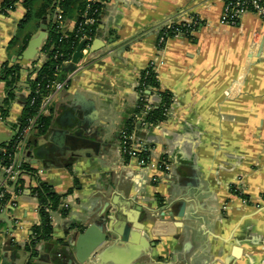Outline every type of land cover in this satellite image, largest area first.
<instances>
[{
    "label": "crops",
    "instance_id": "crops-1",
    "mask_svg": "<svg viewBox=\"0 0 264 264\" xmlns=\"http://www.w3.org/2000/svg\"><path fill=\"white\" fill-rule=\"evenodd\" d=\"M3 1L0 145L21 125L29 68L46 58L41 45L27 59L28 44L47 32L45 23H25L22 1L6 12ZM223 7L224 0H105L86 68L56 96L48 131L17 155L36 173H21L15 206L0 212V264H264V21L248 12L226 24ZM78 16L67 18L68 31ZM194 19L190 35L159 45L166 26ZM150 63L173 101L159 124L138 117L132 142L142 152L134 157L121 133ZM4 64L21 69L12 86L1 77ZM145 92L150 105L161 102ZM40 181L64 197L51 212L52 240L32 259L26 245L41 221L33 194ZM8 243L19 246L15 257Z\"/></svg>",
    "mask_w": 264,
    "mask_h": 264
},
{
    "label": "trees",
    "instance_id": "trees-1",
    "mask_svg": "<svg viewBox=\"0 0 264 264\" xmlns=\"http://www.w3.org/2000/svg\"><path fill=\"white\" fill-rule=\"evenodd\" d=\"M22 1L26 8L25 23H33L35 27H39L40 24L45 23L47 26V36L44 44L41 48L42 52L45 53V61L37 66L36 61L33 62L31 68H29L28 82L30 84V98L27 107L21 118V125L28 124L29 121L35 117L39 109L38 97L34 103H31V97L34 96L36 89H40L42 92H47L46 86L53 81L61 80L73 69L69 65L63 64L66 59H71L78 45L84 39L83 36L93 37L95 35L96 24L84 25L83 13L88 3L87 0H4L1 4L3 12L8 10H14L17 2ZM264 1V0H263ZM59 3L65 17V28L62 35L57 29V23L54 20V11L56 4ZM75 11L78 13V19L75 28L72 31H68L66 28V20L73 16ZM30 35L26 37V43L30 39ZM21 69L17 65L9 66L4 64L2 66L1 77L8 82L9 86H12L20 77ZM37 74V77L32 79V75ZM151 89L152 92L156 91L161 97V102L158 105H150L151 109L147 111V100L148 95L146 90ZM142 97L138 102L136 109L133 111V115L127 120L125 125V131L127 134H131L137 127L138 117H143V123L147 125H156L164 121L167 118L168 110L173 101L172 93L168 91L160 90V82L157 79L156 73L151 69L147 68L142 72L141 87ZM12 93L6 101V105L12 98ZM7 111L2 110V115L5 116ZM39 134H45L51 124L50 117H40L37 120ZM33 135V134H32ZM31 135V136H32ZM29 144V142H28ZM14 140L12 139L8 143L0 145V164L8 165L10 160L9 156L13 155ZM29 146V145H28ZM127 148L131 147V142H127ZM146 155L142 153L141 156ZM21 168L23 173H29L34 175L35 170L27 163H22ZM23 188V181L17 180L15 187L12 189L14 193L19 192ZM33 194L38 198L39 201V215L40 224L32 229V239L26 245V249L29 250L31 258H37L39 244L45 242L48 243L52 240L53 225L51 219V212L56 211L62 207L64 195L54 192L53 188L45 182L39 183V185L33 189ZM11 198V194L6 191L3 198L0 199V204H6ZM29 264H32L31 261Z\"/></svg>",
    "mask_w": 264,
    "mask_h": 264
},
{
    "label": "built area",
    "instance_id": "built-area-1",
    "mask_svg": "<svg viewBox=\"0 0 264 264\" xmlns=\"http://www.w3.org/2000/svg\"><path fill=\"white\" fill-rule=\"evenodd\" d=\"M105 2V0H89L85 12L83 14V24L84 25H93L97 22L98 16L100 14V7H102V4ZM248 12H253L258 14L264 21V1L263 0H224V7H223V13H222V22L230 25H236L241 17ZM54 20L57 23V29L62 35L66 36V33H64L65 28V17L63 14V10L59 3L56 4L55 11H54ZM198 19L191 20L189 22L185 23H176V24H169L166 26V28L163 30V32L160 34L158 38L159 45L163 46L166 41L170 37L179 36L181 34H188L190 35L191 32L194 30L195 25H197ZM83 40L85 42L84 47L82 49V58L81 60L74 65V68L66 75L64 79L53 81L52 83L48 84L46 86L47 92H42L39 88L35 90L34 96L31 97L30 102L34 103L35 99L38 97L40 98L39 101V109L37 114L34 118H32L28 124L20 125L15 132V135L13 137L14 145H13V155L9 156V164L8 165H2L0 164V172L3 175V180H0V199L4 197L6 191H8L11 194L10 200L0 206H8L12 205L15 206V193L12 191L14 188L17 180L21 176V173L23 172L21 168V164L17 161V155L18 153L24 151L28 146V141L31 135L35 130H38V124L37 120L40 117H48L51 113V108L53 106V103L55 101L56 96L64 90L72 77H74L76 74L80 73L81 71H84L86 68L85 63V56L88 54V50L90 47V42L92 40L91 37L83 36ZM44 44V43H43ZM72 62L71 59H66L63 61V64L70 65ZM151 69L152 71L155 70L154 64L150 63L147 67ZM155 72V71H154ZM37 77V74L32 75V79ZM141 87V83H140ZM151 109L150 104L147 105V111ZM122 137V145L124 153L130 154L131 156L137 157L138 153L142 152V149H139L138 146L136 147L135 144H133V132L131 134H127L125 129L122 130L121 133ZM131 142V147L127 148L126 144L127 142ZM141 158V157H140ZM143 161L142 159H140ZM160 169L162 170H168L169 165L164 161H160Z\"/></svg>",
    "mask_w": 264,
    "mask_h": 264
},
{
    "label": "water",
    "instance_id": "water-1",
    "mask_svg": "<svg viewBox=\"0 0 264 264\" xmlns=\"http://www.w3.org/2000/svg\"><path fill=\"white\" fill-rule=\"evenodd\" d=\"M43 27L47 28V26L45 24H43ZM46 36H47V32H45V33L41 32L38 37H35V38L30 40V42L28 44V48L26 50V54H25V57L27 59L32 58L38 52V48L41 45H43V43H44V41L46 39ZM84 44H85V42L83 41V42H81L78 45L76 51L74 52V54L72 56V62L69 65L70 67L74 68V65L77 64L81 60V58H82V49L84 47ZM33 134L39 135V131L35 130L33 132ZM0 154H1V151H0ZM7 209L8 208H6L4 206H2V207L0 206V212L6 211ZM7 245H8V249L13 251V255L12 256L15 257L17 252H18V249H19L18 247L19 246L18 245H14V247H13V246H11V243H8Z\"/></svg>",
    "mask_w": 264,
    "mask_h": 264
},
{
    "label": "rangeland",
    "instance_id": "rangeland-1",
    "mask_svg": "<svg viewBox=\"0 0 264 264\" xmlns=\"http://www.w3.org/2000/svg\"><path fill=\"white\" fill-rule=\"evenodd\" d=\"M30 23H27V25H29Z\"/></svg>",
    "mask_w": 264,
    "mask_h": 264
}]
</instances>
